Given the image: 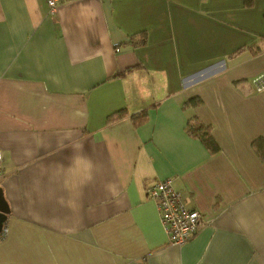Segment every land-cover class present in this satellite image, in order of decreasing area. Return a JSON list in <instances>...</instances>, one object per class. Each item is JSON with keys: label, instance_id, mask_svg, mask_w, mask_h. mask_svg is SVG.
I'll return each instance as SVG.
<instances>
[{"label": "crops", "instance_id": "0c3cea01", "mask_svg": "<svg viewBox=\"0 0 264 264\" xmlns=\"http://www.w3.org/2000/svg\"><path fill=\"white\" fill-rule=\"evenodd\" d=\"M58 6L0 0V264H264V0ZM166 178L201 214L183 245Z\"/></svg>", "mask_w": 264, "mask_h": 264}, {"label": "built area", "instance_id": "2783aa9c", "mask_svg": "<svg viewBox=\"0 0 264 264\" xmlns=\"http://www.w3.org/2000/svg\"><path fill=\"white\" fill-rule=\"evenodd\" d=\"M66 1L69 0H47L49 12L55 14L58 5ZM118 50L119 48H117ZM252 83L257 91H264V72L255 76ZM172 183V178L158 180L149 188V193L150 197L154 198L158 204L160 221L169 235L171 244L183 245L196 233L201 222V214L198 210L185 207L180 192L175 189ZM6 232L7 228L4 227L1 233L5 234Z\"/></svg>", "mask_w": 264, "mask_h": 264}, {"label": "trees", "instance_id": "16d2710c", "mask_svg": "<svg viewBox=\"0 0 264 264\" xmlns=\"http://www.w3.org/2000/svg\"><path fill=\"white\" fill-rule=\"evenodd\" d=\"M256 0H244V5H246L247 7H251L254 5ZM263 19H264V12H263ZM264 22V21H263ZM143 41V40H142ZM252 48V47H250ZM246 49L245 46H240L238 49L235 50L234 53H238L241 51H244ZM196 100V98H194ZM193 101V99L189 100L188 102ZM124 113H115V114H111L108 118V120H116L119 117H122ZM147 119V116L143 117V116H137L134 117V125H140L141 123H144V121ZM196 121H193V124H191L190 127V131L192 132V134L196 135V136H202L203 140L206 143V146L209 148V150H211V152H216L220 149V146L218 145V142L216 141V139L213 137V135L211 134V129L209 126H207L206 124H204L203 122H200V120L198 118H195ZM262 143V139H257L254 141V146L256 148H260Z\"/></svg>", "mask_w": 264, "mask_h": 264}, {"label": "water", "instance_id": "95a60500", "mask_svg": "<svg viewBox=\"0 0 264 264\" xmlns=\"http://www.w3.org/2000/svg\"><path fill=\"white\" fill-rule=\"evenodd\" d=\"M2 190H3L2 187H0V233L2 232L4 228L3 226L7 222V218H8L7 214H9L10 212L9 206L6 203L7 201L4 197Z\"/></svg>", "mask_w": 264, "mask_h": 264}]
</instances>
